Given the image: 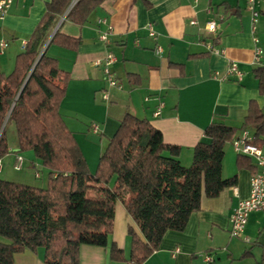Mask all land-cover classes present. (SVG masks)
<instances>
[{"label": "crops", "instance_id": "crops-1", "mask_svg": "<svg viewBox=\"0 0 264 264\" xmlns=\"http://www.w3.org/2000/svg\"><path fill=\"white\" fill-rule=\"evenodd\" d=\"M50 1L13 0L0 19V42L7 41L3 51L0 47L1 72L14 67ZM256 9L260 14L255 23L247 0H104L82 25L61 15L60 31L80 43L77 48L50 43L46 51L70 75L61 113L90 171L96 170L104 143L114 136L126 113L148 119L167 143L179 145V159L186 166L191 165L194 147L205 139L212 121L238 127L240 135L250 105L264 110L255 72L260 67L264 71V53L261 62L255 60L257 47L264 52V0H257ZM209 20L217 23L215 33L205 28ZM150 23L156 39L149 35ZM108 25L113 32L107 44L100 34ZM107 51L116 56L111 70L119 86H111L103 66L95 65ZM232 62L242 72L240 78L229 73ZM16 153L9 155L12 163ZM31 153H26V159L23 156L24 163L27 160L37 170ZM239 154L231 141L225 144L222 174L236 176V183L216 197L203 195L201 208L191 214L186 227L167 231L141 264H264V210L249 214L241 237L231 235L230 216L239 201L249 196L251 176L257 170L253 156L239 164ZM2 163L4 170V157ZM130 227L141 235L126 207L117 201L111 243L81 245L80 264L133 263ZM114 245L121 250L120 258L112 256ZM14 264H47L45 249L17 252Z\"/></svg>", "mask_w": 264, "mask_h": 264}, {"label": "trees", "instance_id": "trees-1", "mask_svg": "<svg viewBox=\"0 0 264 264\" xmlns=\"http://www.w3.org/2000/svg\"><path fill=\"white\" fill-rule=\"evenodd\" d=\"M71 1L51 0L13 70L0 71V158L10 151L5 124L13 122L18 152L33 151L49 168L46 187L0 178V264H14L17 252L39 247L45 249L47 264H80L81 245H107L119 200L140 229L141 235L132 227L129 232L130 260L141 264L167 231L186 227L203 195L216 197L236 183V176L223 177L222 163L225 144L239 136L238 127L212 121L186 166L179 145L167 143L160 129L132 113L124 115L96 170L90 171L61 113L70 75L45 48L79 45V38L55 30ZM103 1L78 0L66 17L85 24ZM255 72L264 94V71ZM241 128L254 129L252 143L264 146V110L257 104L250 105ZM247 156L239 154V164ZM112 256L121 257L115 245Z\"/></svg>", "mask_w": 264, "mask_h": 264}, {"label": "built area", "instance_id": "built-area-1", "mask_svg": "<svg viewBox=\"0 0 264 264\" xmlns=\"http://www.w3.org/2000/svg\"><path fill=\"white\" fill-rule=\"evenodd\" d=\"M77 2L78 0L71 1L69 8L65 12L64 16H66L68 11ZM247 2H248V8L252 13V19L255 23L258 20V16L260 14V11L256 9L257 0H247ZM12 3L13 0H0V19H3L5 17ZM100 22L106 23V19H101ZM192 22L196 23V21H192ZM205 28L208 30L209 33H215V31L217 30V23L214 20H209L206 23ZM148 31L151 37L155 39L157 38V32L152 23L148 25ZM112 32H113V27L111 25H108L107 29L101 32L100 39L108 44ZM6 45H7V41L2 40L0 42V47L2 51ZM161 50L162 47L158 45L156 47V51L159 53ZM263 53L264 52L262 48L260 47L256 48L255 60L257 62H261ZM115 60H116L115 54L111 51H107L102 59H97L95 61V65L103 66L105 78L107 79V81L111 86H119L118 81L111 70V65L115 62ZM229 73L236 74L239 78L242 76V72L238 69L236 62L231 63L229 67ZM103 97L108 98V95L104 94ZM159 112H160V107L158 108L156 114H158ZM97 128H98L97 125H95L94 130L96 131ZM252 139H253L252 133L248 129H244L237 138L231 141L234 149L238 153L253 156L257 161V170L251 176V187H250L249 196L239 201L238 205L233 209V212L230 216L231 235L233 237L242 236L248 221L249 214L252 211L264 210V153L260 146L252 143ZM23 165H24L23 155L20 154V152L16 153L14 159V165H13L14 168L16 170H21ZM2 167H3L2 158H0V171L2 170ZM35 176L37 178L41 177L40 170L37 169L35 171ZM206 259L209 261L213 260V258L210 255H206ZM130 264H136V263H130Z\"/></svg>", "mask_w": 264, "mask_h": 264}, {"label": "rangeland", "instance_id": "rangeland-1", "mask_svg": "<svg viewBox=\"0 0 264 264\" xmlns=\"http://www.w3.org/2000/svg\"><path fill=\"white\" fill-rule=\"evenodd\" d=\"M48 45L49 44H47L45 48H47ZM12 70H13V68L11 69V71ZM11 71H8V72H11ZM5 125H6L5 126V135L7 138V142H8L10 151L4 156L5 168H4V170L0 171V178L10 180V181H13L16 183H24V184L35 186V187H46L47 186V179H48L47 174L49 173V168L45 167L42 164V161L36 157V155L34 154L33 151H32L33 153H31V155L34 158V162H36L38 164L36 166L37 169H39L41 171L42 176L40 178L35 177L34 172L36 169L34 170L33 167H29L27 160H25V163H24L21 170H16L14 168V166H13L14 161L12 163L9 155L14 151L19 150L17 131H16V127H15L13 122H9ZM94 138H95V140L100 142L98 136H94ZM107 145H108V142L106 141L104 143V147H103L104 150L107 147ZM29 151L30 150H23V151H20V153H22L23 156L25 157L26 153ZM25 159H26V157H25ZM99 159H100V156L98 158L97 166L99 164ZM112 183H113V181L111 182V184ZM119 202L125 206V203L123 201L119 200ZM111 236H112V233H110L109 237H108L109 243H111V241H112Z\"/></svg>", "mask_w": 264, "mask_h": 264}, {"label": "water", "instance_id": "water-1", "mask_svg": "<svg viewBox=\"0 0 264 264\" xmlns=\"http://www.w3.org/2000/svg\"><path fill=\"white\" fill-rule=\"evenodd\" d=\"M58 26H59V24L56 25L55 30L58 28ZM55 30H54V31H55Z\"/></svg>", "mask_w": 264, "mask_h": 264}]
</instances>
